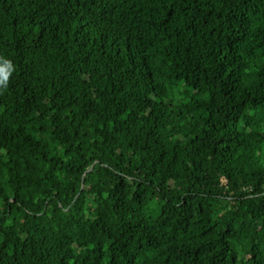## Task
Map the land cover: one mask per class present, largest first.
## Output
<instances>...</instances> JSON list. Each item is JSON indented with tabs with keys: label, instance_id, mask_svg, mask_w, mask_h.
<instances>
[{
	"label": "trees",
	"instance_id": "trees-1",
	"mask_svg": "<svg viewBox=\"0 0 264 264\" xmlns=\"http://www.w3.org/2000/svg\"><path fill=\"white\" fill-rule=\"evenodd\" d=\"M0 264H264V0H0Z\"/></svg>",
	"mask_w": 264,
	"mask_h": 264
},
{
	"label": "clouds",
	"instance_id": "clouds-1",
	"mask_svg": "<svg viewBox=\"0 0 264 264\" xmlns=\"http://www.w3.org/2000/svg\"><path fill=\"white\" fill-rule=\"evenodd\" d=\"M3 63L5 65V67L8 69V71H6L2 78H0V90H2L3 88L7 87V82H8V75L12 70L13 65L11 64V61L4 59Z\"/></svg>",
	"mask_w": 264,
	"mask_h": 264
}]
</instances>
